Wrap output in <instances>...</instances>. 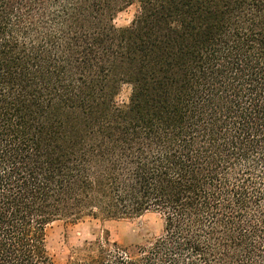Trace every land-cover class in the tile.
<instances>
[{"label": "trees", "instance_id": "obj_1", "mask_svg": "<svg viewBox=\"0 0 264 264\" xmlns=\"http://www.w3.org/2000/svg\"><path fill=\"white\" fill-rule=\"evenodd\" d=\"M146 212L64 264H264V0H0V264Z\"/></svg>", "mask_w": 264, "mask_h": 264}, {"label": "rangeland", "instance_id": "obj_2", "mask_svg": "<svg viewBox=\"0 0 264 264\" xmlns=\"http://www.w3.org/2000/svg\"><path fill=\"white\" fill-rule=\"evenodd\" d=\"M138 4L126 6L114 16L117 27L128 26L137 13ZM130 87L124 84L117 97L119 104L127 102ZM161 219L157 213L146 212L138 217L102 220L86 217L76 222L57 220L46 227L48 252L55 264H64L73 250L84 242L94 240L108 232L111 241L122 244L141 243L161 232Z\"/></svg>", "mask_w": 264, "mask_h": 264}]
</instances>
